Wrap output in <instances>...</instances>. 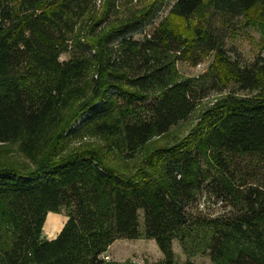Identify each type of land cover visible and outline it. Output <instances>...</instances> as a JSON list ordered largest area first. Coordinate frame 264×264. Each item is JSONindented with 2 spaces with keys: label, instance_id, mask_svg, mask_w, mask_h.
Listing matches in <instances>:
<instances>
[{
  "label": "trees",
  "instance_id": "obj_1",
  "mask_svg": "<svg viewBox=\"0 0 264 264\" xmlns=\"http://www.w3.org/2000/svg\"><path fill=\"white\" fill-rule=\"evenodd\" d=\"M125 1L0 0V144L34 163L0 167V264H118L104 260L109 246L141 237L173 264L172 242L187 250L188 235L211 264H264V56L240 65L224 47L264 0ZM210 53L203 79L171 81L175 60ZM211 92L224 95L134 172L62 146L73 123L70 135L90 128L134 159ZM202 193L226 208L195 211ZM60 212L62 229L44 239L47 214Z\"/></svg>",
  "mask_w": 264,
  "mask_h": 264
},
{
  "label": "rangeland",
  "instance_id": "obj_2",
  "mask_svg": "<svg viewBox=\"0 0 264 264\" xmlns=\"http://www.w3.org/2000/svg\"><path fill=\"white\" fill-rule=\"evenodd\" d=\"M150 1L152 0H126V6L124 8H141ZM172 3L173 0H169L168 6ZM260 11L261 9L259 8L252 9L243 17L235 20L228 37L225 39V49L229 51L230 57L236 59L240 65L252 63L257 55L264 56V50H261V46L264 45V26H261V23H264V12ZM69 58L70 53H64L60 56L59 60L65 61ZM213 58L214 54L210 53L197 65H192L190 62L183 60H175L171 81L186 78L203 79ZM230 89L236 88L234 86H229L228 90ZM222 95L211 92L200 101L195 111L186 121L173 126L167 134L151 139L144 147L139 149L137 155L131 160L125 159L117 148L108 152L107 142L104 138L97 136L90 128L82 129L77 134L70 135L69 131L75 128L73 123H69L63 129L62 146L66 151L82 149L97 150L100 154H104L105 161L109 166L131 173L141 166L146 156L155 149L172 145L183 140L197 124L202 112L209 108ZM114 143L115 141H111V144L115 146ZM1 166H10L19 170H29L34 168V163L28 160L19 151L17 143L11 142L0 144V167ZM193 207L195 211L204 215H216L226 208L214 197L208 196L205 193L198 195L195 206ZM57 214H61L63 218H66L63 212ZM139 223L142 230L143 218L141 213ZM198 237L202 238V235L199 234ZM195 241L196 237H193V235H188L186 237L185 245L187 246V250H183L178 240L172 242L174 256L173 264H184L186 261H192L195 264H211L209 257L195 245ZM104 260L116 262L118 264H163V256L154 240H148L142 237L135 240L119 239L114 241L104 254Z\"/></svg>",
  "mask_w": 264,
  "mask_h": 264
},
{
  "label": "crops",
  "instance_id": "obj_3",
  "mask_svg": "<svg viewBox=\"0 0 264 264\" xmlns=\"http://www.w3.org/2000/svg\"><path fill=\"white\" fill-rule=\"evenodd\" d=\"M51 216H53V217H51ZM65 221H66V218H63L61 216V214L48 213L47 216H46V218H45V222H44L43 229H42V231H43V235H42L43 238L46 239V240H52V239H54L58 235V233L60 232V230L62 229ZM50 224H53V227L52 226H49Z\"/></svg>",
  "mask_w": 264,
  "mask_h": 264
},
{
  "label": "bare ground",
  "instance_id": "obj_4",
  "mask_svg": "<svg viewBox=\"0 0 264 264\" xmlns=\"http://www.w3.org/2000/svg\"><path fill=\"white\" fill-rule=\"evenodd\" d=\"M49 216V215H48ZM51 217H53V216H51ZM53 219V218H52ZM47 220V219H46ZM49 222V221H48ZM51 222V221H50ZM46 225V224H45ZM56 225V224H55ZM49 226H52L53 227V224H50ZM55 227V226H54ZM52 232V231H51Z\"/></svg>",
  "mask_w": 264,
  "mask_h": 264
}]
</instances>
